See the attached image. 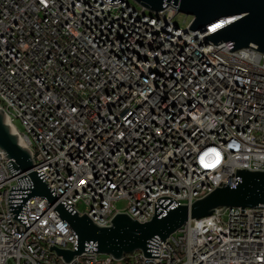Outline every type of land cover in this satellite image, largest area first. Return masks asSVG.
<instances>
[{
	"label": "built area",
	"instance_id": "obj_1",
	"mask_svg": "<svg viewBox=\"0 0 264 264\" xmlns=\"http://www.w3.org/2000/svg\"><path fill=\"white\" fill-rule=\"evenodd\" d=\"M177 14L129 0H0L5 122L44 183L98 226L116 213L145 222L160 197L191 204L232 186L236 169L264 171V53L205 40L229 19L190 31ZM2 153L0 264H264V207L190 219L157 257L65 262L49 246L74 250L75 235L46 199H27L26 230L11 218L17 181Z\"/></svg>",
	"mask_w": 264,
	"mask_h": 264
},
{
	"label": "water",
	"instance_id": "obj_2",
	"mask_svg": "<svg viewBox=\"0 0 264 264\" xmlns=\"http://www.w3.org/2000/svg\"><path fill=\"white\" fill-rule=\"evenodd\" d=\"M111 4L120 0H104ZM148 11H161L167 4L178 13L192 17L190 31H204L216 21L233 19L224 27L207 35L206 41L217 45L224 42L229 51L251 48L264 53V0H133ZM227 21H225L226 23ZM0 150L6 166L17 185L11 186L7 196L10 216L24 225H29L24 215L27 199L34 196L46 199L49 206L75 235L73 249L58 248L50 244L49 249L69 262L83 251L110 255L115 259H126L137 250L146 257L159 255V244L178 231L190 219L210 216L222 207H264V171L236 169L232 186L222 184L206 196L191 204L178 203L163 196L154 203V216L145 222L131 218L126 213H116L109 226H98L85 213L79 215L58 197L56 187L44 183L42 171L33 170L34 163L27 148L21 147L17 135L11 133L0 109ZM222 210V209H221ZM220 210H218L219 212Z\"/></svg>",
	"mask_w": 264,
	"mask_h": 264
},
{
	"label": "rangeland",
	"instance_id": "obj_3",
	"mask_svg": "<svg viewBox=\"0 0 264 264\" xmlns=\"http://www.w3.org/2000/svg\"><path fill=\"white\" fill-rule=\"evenodd\" d=\"M129 2L135 7H140V5L135 3L133 0H129ZM190 20H191L190 16H187L183 13H178L175 16V22L178 23L183 28L187 26V24L190 22ZM15 124L19 129H21L19 122L16 121ZM116 205L118 208H121L122 207V201H118L116 203Z\"/></svg>",
	"mask_w": 264,
	"mask_h": 264
},
{
	"label": "bare ground",
	"instance_id": "obj_4",
	"mask_svg": "<svg viewBox=\"0 0 264 264\" xmlns=\"http://www.w3.org/2000/svg\"><path fill=\"white\" fill-rule=\"evenodd\" d=\"M232 21H233V19H229L225 24H220V25H218V26H216V27H213L212 30L217 31L218 29L224 27L227 23H230V22H232ZM217 22H219V21H216V22H214L213 24H210L209 26H213V25L216 24Z\"/></svg>",
	"mask_w": 264,
	"mask_h": 264
},
{
	"label": "trees",
	"instance_id": "obj_5",
	"mask_svg": "<svg viewBox=\"0 0 264 264\" xmlns=\"http://www.w3.org/2000/svg\"><path fill=\"white\" fill-rule=\"evenodd\" d=\"M129 255H126L125 257L127 258Z\"/></svg>",
	"mask_w": 264,
	"mask_h": 264
},
{
	"label": "snow or ice",
	"instance_id": "obj_6",
	"mask_svg": "<svg viewBox=\"0 0 264 264\" xmlns=\"http://www.w3.org/2000/svg\"><path fill=\"white\" fill-rule=\"evenodd\" d=\"M218 26V25H217ZM214 27H216V26H214Z\"/></svg>",
	"mask_w": 264,
	"mask_h": 264
}]
</instances>
